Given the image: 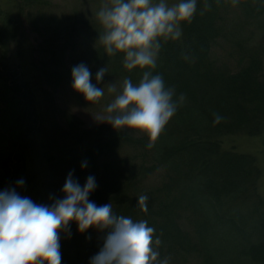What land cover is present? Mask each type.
I'll return each instance as SVG.
<instances>
[{
	"label": "trees",
	"instance_id": "16d2710c",
	"mask_svg": "<svg viewBox=\"0 0 264 264\" xmlns=\"http://www.w3.org/2000/svg\"><path fill=\"white\" fill-rule=\"evenodd\" d=\"M18 2L20 12L44 6V0ZM86 24L93 61L138 84L148 69H126L123 53L108 56L99 42L98 19ZM181 31L178 40L161 41L151 70L174 89V101L185 97L155 146L147 147L146 134L82 128L67 114L68 127L54 123L55 132L79 145L72 158L80 156L66 174L72 172L81 187L95 178L89 200L97 206L111 203L115 215L146 220L161 240L159 258L168 264H264L262 171L253 155L224 151L221 144L225 135L264 133V0H197L192 22H182ZM258 33L261 40L252 42ZM224 40L240 55L235 68L217 54ZM55 63L58 68L42 73L53 87L72 77L59 68L62 61ZM9 87L10 93L20 91L17 81ZM27 106L29 119L37 122ZM214 114L223 117L220 123ZM140 195L149 197L147 213L138 206ZM99 233L103 239L94 244L92 257L107 230Z\"/></svg>",
	"mask_w": 264,
	"mask_h": 264
},
{
	"label": "rangeland",
	"instance_id": "374dc122",
	"mask_svg": "<svg viewBox=\"0 0 264 264\" xmlns=\"http://www.w3.org/2000/svg\"><path fill=\"white\" fill-rule=\"evenodd\" d=\"M104 2L44 0L41 9L20 12L18 0H0V191L15 189L21 197L48 206L56 199H63L66 172L76 156H80L72 158V151H78L80 146L59 137L54 123L63 129L68 127V114L78 118L82 128L115 129L111 124L98 122L95 116L106 114L107 106L122 91L123 79L106 72L97 82L96 74L102 67L93 61L91 34L86 24L97 18ZM167 2L171 5L179 0ZM261 38L258 33L252 42H259ZM222 49L217 54H223V59L235 68L240 55L225 40ZM57 60L64 66L59 68L70 71L85 64L91 72V83L104 90L100 102L87 101L72 87V77L57 87L49 85L42 73L56 67ZM14 81L20 91L10 93L9 86ZM110 84L116 85L117 93L108 92ZM27 105L36 114L37 122L29 119ZM121 130L144 134L129 128ZM221 144L224 151L251 154L256 158L262 171L259 194L264 201V133L225 135ZM21 179L23 185L17 183ZM102 239L97 229L90 227L81 233L77 223L70 222V235L60 233L61 264H90L93 246Z\"/></svg>",
	"mask_w": 264,
	"mask_h": 264
},
{
	"label": "clouds",
	"instance_id": "9594fccd",
	"mask_svg": "<svg viewBox=\"0 0 264 264\" xmlns=\"http://www.w3.org/2000/svg\"><path fill=\"white\" fill-rule=\"evenodd\" d=\"M196 10L197 0H179L171 5L167 0H105L97 13L103 29L100 44L108 56L123 53L126 69L148 70L143 71L138 84L131 78L123 80L122 91L107 106L106 114L95 116L98 122L111 124L116 130L129 128L144 133L149 137L147 147L155 146L185 97L181 94L174 101V89L166 88L162 76L153 75L151 70L157 66L161 41L178 40L181 23L190 24ZM106 72L107 67L97 72L98 83ZM71 75L76 91L89 102H100L104 90L91 83L85 64L73 67ZM108 92L117 93L116 85L110 84ZM214 116V123L223 119L219 114ZM81 167H86V162ZM17 183L23 185L24 181ZM95 188L93 176L81 187L69 172L62 189L64 198L50 206L21 197L15 189L0 191V264H61L60 233L70 235L72 221L81 233L90 227L107 230L103 246L90 258V264H168L167 258H159L161 240L154 238L155 229L146 220L134 222L115 215L111 203L97 206L91 202L89 195ZM148 200L147 195L138 197V206L145 213Z\"/></svg>",
	"mask_w": 264,
	"mask_h": 264
}]
</instances>
